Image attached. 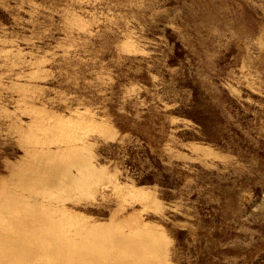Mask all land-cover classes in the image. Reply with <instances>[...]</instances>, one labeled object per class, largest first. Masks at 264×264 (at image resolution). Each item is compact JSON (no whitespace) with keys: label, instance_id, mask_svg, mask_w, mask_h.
<instances>
[{"label":"rangeland","instance_id":"obj_1","mask_svg":"<svg viewBox=\"0 0 264 264\" xmlns=\"http://www.w3.org/2000/svg\"><path fill=\"white\" fill-rule=\"evenodd\" d=\"M0 264H264V0H0Z\"/></svg>","mask_w":264,"mask_h":264}]
</instances>
